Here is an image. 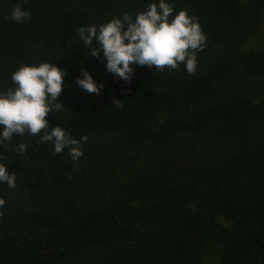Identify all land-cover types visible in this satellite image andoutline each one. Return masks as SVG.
I'll use <instances>...</instances> for the list:
<instances>
[{"label":"trees","instance_id":"obj_1","mask_svg":"<svg viewBox=\"0 0 264 264\" xmlns=\"http://www.w3.org/2000/svg\"><path fill=\"white\" fill-rule=\"evenodd\" d=\"M147 3L0 0V89L21 64L54 62L64 107L46 119L87 137L76 161L39 135L0 147L17 182L0 184V264H264V44L245 45L264 0H171L206 36L196 71L133 66L125 81L79 29ZM81 68L99 95L76 85Z\"/></svg>","mask_w":264,"mask_h":264},{"label":"clouds","instance_id":"obj_2","mask_svg":"<svg viewBox=\"0 0 264 264\" xmlns=\"http://www.w3.org/2000/svg\"><path fill=\"white\" fill-rule=\"evenodd\" d=\"M29 17L30 12L19 3L10 13V19L17 23ZM79 37L87 49L86 56L97 58L108 73L125 81L133 78V66L155 67L160 72L165 67L176 69L183 64L192 74L197 68L196 53L206 45L197 19L184 10L176 12L171 0H148L147 7L134 18L124 13L99 26L81 27ZM80 71L76 85L99 95L104 85L96 82L86 69ZM65 75L64 69L46 60L21 64L11 73L12 86L0 89V147H6L17 136L39 135L40 143H51L57 154L67 148L74 161L83 155L81 144L86 136L78 140L67 129L50 125L46 119L49 112H54L53 101H58L56 111L64 107L59 97ZM13 147L20 154L28 149L23 142ZM5 183L15 188L16 174L8 170L7 163L0 162V184ZM4 204L0 198V207Z\"/></svg>","mask_w":264,"mask_h":264},{"label":"rangeland","instance_id":"obj_3","mask_svg":"<svg viewBox=\"0 0 264 264\" xmlns=\"http://www.w3.org/2000/svg\"><path fill=\"white\" fill-rule=\"evenodd\" d=\"M261 44H264V17L260 29L254 35H252V37H250L247 41H245V45L247 46L250 45L258 46ZM219 219L228 223V221L224 220L222 217H219Z\"/></svg>","mask_w":264,"mask_h":264}]
</instances>
